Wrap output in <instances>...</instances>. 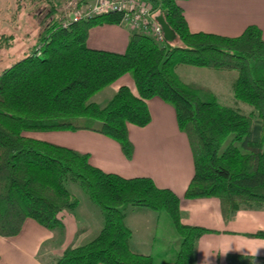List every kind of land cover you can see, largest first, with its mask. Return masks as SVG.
<instances>
[{
  "label": "trees",
  "instance_id": "16d2710c",
  "mask_svg": "<svg viewBox=\"0 0 264 264\" xmlns=\"http://www.w3.org/2000/svg\"><path fill=\"white\" fill-rule=\"evenodd\" d=\"M48 1V0H46ZM50 1V0H49ZM52 19L37 47L0 74V235H17L26 219L47 228L62 227L59 214L75 210L77 184L99 207L103 227L92 241L67 247L50 264H156L131 249L125 223L129 207L165 211L175 229L172 264H196V245L211 229L182 221L180 197L148 176L127 178L93 165L89 154L26 135L31 130L92 129L115 139L131 157L128 124L151 121L147 100L158 96L175 108L190 143L195 173L185 191L189 199L217 197L225 220L237 211L264 208V38L256 25L238 36L193 32L177 0H152L175 32L158 43L133 31L123 53L87 45L89 30L120 23L106 13ZM236 70L235 97L253 106L250 115L221 105L208 88L184 83L176 63ZM130 73L138 94L121 86L103 105L92 97ZM80 120L83 123H80ZM99 120L100 125H93ZM254 236L264 237V231ZM228 264H264V257L230 254Z\"/></svg>",
  "mask_w": 264,
  "mask_h": 264
},
{
  "label": "crops",
  "instance_id": "0c3cea01",
  "mask_svg": "<svg viewBox=\"0 0 264 264\" xmlns=\"http://www.w3.org/2000/svg\"><path fill=\"white\" fill-rule=\"evenodd\" d=\"M177 2L183 8L193 32L234 37L248 26L256 25L264 38V0ZM133 31L129 24H99L89 30L87 45L123 53ZM164 36L167 42L176 39L166 37L165 32ZM174 71L184 83L209 87L220 104L244 115L253 112L251 104L246 103L241 107L235 98L237 71L213 70L182 62L175 64ZM124 85L138 94L132 75L126 73L107 86L111 90V97ZM147 104L151 121L145 126L128 124L129 138L133 143L131 157L124 154L115 139L92 129L52 130V134L30 132V137L41 139L47 138L41 137L43 135H56L68 138L70 144L67 147L88 153L90 162L106 172L127 178L148 176L157 186L172 189L180 197L182 221L211 229L197 242L196 264H228L230 254L264 257V237L251 235L264 231V208L241 209L225 220L219 198H186L185 191L195 173L189 139L179 127L172 105L158 96L149 98ZM76 189L74 195L78 199V206L75 210L60 212L62 227L47 228L28 218L17 235H0V264H50L67 247L81 246L96 238L103 227V215L86 193L78 187ZM125 223L132 231L130 245L133 251L151 255L156 264H172L177 235L170 218L150 208L129 207ZM44 249L51 251L48 259L44 258Z\"/></svg>",
  "mask_w": 264,
  "mask_h": 264
},
{
  "label": "rangeland",
  "instance_id": "374dc122",
  "mask_svg": "<svg viewBox=\"0 0 264 264\" xmlns=\"http://www.w3.org/2000/svg\"><path fill=\"white\" fill-rule=\"evenodd\" d=\"M54 1L56 2V11L54 13L55 17L57 18L58 21H62V23H67L68 21L72 20L71 17L74 18L76 13L78 14V12L80 11L82 13H85L88 7L95 0H54ZM52 4H53V1L51 0L50 1L49 0L48 1L46 0H0V74L3 72L4 69L10 67L11 65H13V63L24 58L26 55L30 54L32 50H34V48L37 47L36 45L38 42L37 41L38 37L42 33H44L48 23L53 17L52 15H50L51 13L50 9H51ZM119 24L128 25V23H123V22H120ZM95 49H98V48H95ZM200 67H203V66H200ZM204 68H209V67H204ZM209 69H213V68H209ZM213 70L236 71V70H230V69H213ZM238 77H239V73H238ZM236 83H235V87H236ZM196 84H199V83H196ZM199 85L205 88H208L210 90V88L204 84H199ZM111 95H112L111 90L109 89V87H106L104 90L100 91L95 96H93L91 100L103 105L111 98ZM234 95H235V90H234ZM237 101L239 102V105L241 107L244 106L243 104H246V102L240 99H237ZM91 122H93V125L102 124V122L99 120H95ZM80 123H83V121L80 120ZM30 132H35L39 134L40 133L41 134L42 133L52 134L51 132L53 131L52 130H31V131H25L24 133L30 136L31 135ZM55 136L43 135L41 137H47V138H41V139L47 140L50 142L53 141V143L54 141H59V142H56V144L63 145V146H67L70 144V140H68V138H60V137H55ZM33 137H36V136H33ZM70 187H71V191L73 194H74V191L77 190L76 189L77 187L80 190H82L77 184H74V185L72 184L70 185ZM159 212L161 216H167L169 218V216L167 215L165 211H159ZM177 238H179L178 233H177ZM50 253L51 251H45L44 249L43 251V255L45 254L44 258L48 259L49 256L51 255ZM256 257H260V256H256Z\"/></svg>",
  "mask_w": 264,
  "mask_h": 264
},
{
  "label": "built area",
  "instance_id": "2783aa9c",
  "mask_svg": "<svg viewBox=\"0 0 264 264\" xmlns=\"http://www.w3.org/2000/svg\"><path fill=\"white\" fill-rule=\"evenodd\" d=\"M111 12L121 14V22L128 23L134 31L151 35L158 43L165 41L163 28L156 17L161 13V4L155 5L152 0H95L85 13L80 11L71 19Z\"/></svg>",
  "mask_w": 264,
  "mask_h": 264
},
{
  "label": "water",
  "instance_id": "95a60500",
  "mask_svg": "<svg viewBox=\"0 0 264 264\" xmlns=\"http://www.w3.org/2000/svg\"><path fill=\"white\" fill-rule=\"evenodd\" d=\"M157 20L160 21V23L162 24L163 26V30L166 34V37L168 38H176V34L175 32L169 27V25L165 22L164 18L162 15L158 16Z\"/></svg>",
  "mask_w": 264,
  "mask_h": 264
}]
</instances>
